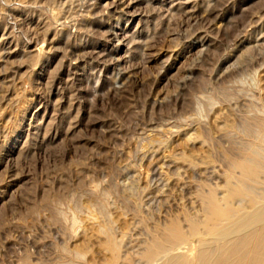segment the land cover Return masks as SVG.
I'll return each mask as SVG.
<instances>
[{"label": "rangeland", "instance_id": "obj_1", "mask_svg": "<svg viewBox=\"0 0 264 264\" xmlns=\"http://www.w3.org/2000/svg\"><path fill=\"white\" fill-rule=\"evenodd\" d=\"M255 148L264 0H0V264H146Z\"/></svg>", "mask_w": 264, "mask_h": 264}, {"label": "bare ground", "instance_id": "obj_2", "mask_svg": "<svg viewBox=\"0 0 264 264\" xmlns=\"http://www.w3.org/2000/svg\"><path fill=\"white\" fill-rule=\"evenodd\" d=\"M236 167L242 171L243 180L229 182L222 200L212 190L202 194L204 222L189 218L187 231L174 222L147 245L143 255L146 264H264V195L255 194L246 183L264 185V151L255 148L251 159L236 163ZM241 200L248 201L235 208V202ZM105 230L108 233L109 229ZM188 240L197 247L196 263L189 255L192 244ZM117 249L110 239L109 250L114 259L108 264H117ZM77 256L71 254L65 264H78Z\"/></svg>", "mask_w": 264, "mask_h": 264}]
</instances>
